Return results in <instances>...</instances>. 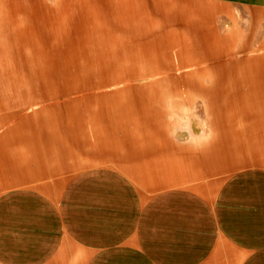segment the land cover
<instances>
[{"label": "crops", "instance_id": "obj_1", "mask_svg": "<svg viewBox=\"0 0 264 264\" xmlns=\"http://www.w3.org/2000/svg\"><path fill=\"white\" fill-rule=\"evenodd\" d=\"M8 5L14 9L0 10V57L9 52L15 58L12 70L0 67V86L9 81L20 101L3 105L0 95V109L20 111L0 137V177L13 167L35 178L77 160L59 143L84 135L86 120L105 121L114 137L120 129L129 156L146 160L144 169L129 165L128 172L149 174V183L198 178L240 159L244 150L264 161V105L241 102L252 89L264 95V0ZM19 14L37 26H17ZM35 39L58 49L46 51ZM74 63L85 72H72ZM212 75L224 80L227 96L190 95L186 79L209 87L205 79ZM108 86L118 89L90 92ZM47 100L52 107L23 113L28 102ZM193 103L206 105L217 131L201 154H187L188 146L169 134L172 126L182 131L190 113L174 105ZM11 119L1 117L0 127ZM242 122L243 142L236 128ZM190 125L193 131L198 126L194 111ZM102 131L95 130L101 137ZM35 137L49 142L44 150L29 145ZM32 163L37 171L28 169ZM215 185L148 192L105 168L8 189L0 193V264H264V169H246Z\"/></svg>", "mask_w": 264, "mask_h": 264}, {"label": "rangeland", "instance_id": "obj_2", "mask_svg": "<svg viewBox=\"0 0 264 264\" xmlns=\"http://www.w3.org/2000/svg\"><path fill=\"white\" fill-rule=\"evenodd\" d=\"M9 0H0V10L2 11H11L14 8L8 5ZM9 15V14H7ZM5 15H2V17ZM18 23L17 26H25L26 24H30L33 26H37V23L29 21V16L26 14H19L15 17ZM4 24V23H3ZM39 31V30H37ZM35 41L44 43L45 39H35ZM44 49L46 51H54L57 50L58 47L45 45L43 44ZM65 47H61L60 50H64ZM51 57H64V58H75L80 57L77 55L70 54H62V55H54L48 54ZM13 58L15 56L6 52L3 56L0 57V67L3 70H12L13 69ZM202 66H208L211 63L209 62H201L199 63ZM73 71L74 73H84L80 70L79 65L74 63ZM78 67V68H77ZM176 71V70H174ZM89 73V72H86ZM214 75L210 76L205 82L207 84H214L217 82V79L213 78ZM144 82V79L137 80L136 82ZM187 85V81H186ZM118 89L117 86H108L106 88L97 89L90 92H99V93H113ZM89 93L79 92L77 94H73L72 97H80L81 95ZM0 95L2 97L1 103L3 105H16L20 98L17 95L16 91L13 89V85L9 81H4L2 86H0ZM190 95H198L197 92L190 93ZM66 98H62V101ZM53 103V101H31L28 102L27 105L24 106L23 113L27 115H34L36 111L41 110L44 107H52L53 105H49ZM180 103L178 99L177 104ZM174 105V107H180L182 109L189 110V114H185L183 118V130L178 131L176 127L172 126L170 128L169 134L170 139L174 140L173 142L178 144L179 146H183V148H187V154H190V151H193L194 154H201L203 149L207 146L208 143L213 139L216 134V130L211 126L209 115L206 111V105ZM165 108H169L172 105H163ZM20 108L15 107L11 109H0V118H4L5 116H11V120L6 124L0 127V137L3 132L6 130L7 126H13V114L19 113ZM63 109L60 108L57 110V113L61 112ZM197 116L198 126L193 131L190 125V119L192 117V113ZM84 126V135H80L79 137H65L64 142H60V146L67 149L69 152L75 154V156L79 157L77 160L69 159V164L64 168L60 169L56 172H45V174L32 178L31 176H26L23 174H16L13 172V167L10 168L11 174L8 176L0 177V193L5 192L8 189L20 190L28 187H36L41 182L46 180H53L57 178H62L65 181L69 180L72 177L79 176L80 174H84L85 172L111 168L125 177L130 183L138 187V189L148 192L158 191L164 188L179 186V185H190L200 182H214L217 185L224 182L226 179L236 174L237 172L246 170V169H255V168H263L264 169V161H261L259 157L255 156L252 151L240 152L241 158L231 161L229 164L223 166L222 168H218L216 170L205 171L198 178H191L187 180H183L181 182H167V183H149V174L140 173V176L136 173L128 172V166L133 165L138 170L144 169L140 163H144L146 160L144 158H139L137 154H134L136 157H130V152L126 148V138L122 137V131L120 129H116V136H113V128L110 127L105 121L99 120H86L83 123ZM99 127H103L102 137L98 136L95 130ZM239 131V137L241 138V142H243L248 134L243 131L244 123H238L236 126ZM105 144V149L100 151L99 147L101 144ZM49 144L46 140H40V137H35V139H31L29 145L33 147L34 145H38L39 150H44L46 146ZM44 146V147H43ZM103 152V153H101ZM0 153V159L3 158ZM102 154V155H101ZM78 161V162H77ZM140 165V166H139ZM146 168V167H145ZM150 170L153 167H148ZM147 168V169H148ZM28 169L30 171H37V167L32 163ZM4 172V171H2ZM152 176V175H151ZM215 185V186H216Z\"/></svg>", "mask_w": 264, "mask_h": 264}, {"label": "bare ground", "instance_id": "obj_3", "mask_svg": "<svg viewBox=\"0 0 264 264\" xmlns=\"http://www.w3.org/2000/svg\"><path fill=\"white\" fill-rule=\"evenodd\" d=\"M257 68H258V70H262V65L259 64ZM249 70H250V72L252 71L251 68ZM215 79H217V82L210 85L209 87H206V85H201L200 81L198 82V79H194V78L186 79L187 88L189 90V93L197 92L198 95L202 94V95H204V97H207L208 99H215V98L217 99V98L227 96L228 95L227 94V86L225 85L224 80L218 79V78H215ZM262 84H263V82H262ZM256 91H257V89H252L250 91L249 95L243 94V97L241 99V102L243 103V105H246L248 103L251 105H264V95L262 93L256 92ZM245 108L247 109L248 107L246 106ZM246 111H248V109ZM252 117H254V116H252Z\"/></svg>", "mask_w": 264, "mask_h": 264}]
</instances>
